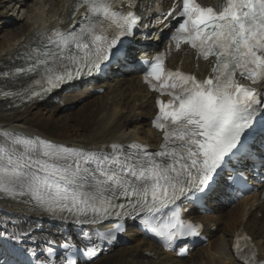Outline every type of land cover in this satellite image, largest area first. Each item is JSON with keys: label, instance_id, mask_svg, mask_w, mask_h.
<instances>
[{"label": "snow or ice", "instance_id": "obj_1", "mask_svg": "<svg viewBox=\"0 0 264 264\" xmlns=\"http://www.w3.org/2000/svg\"><path fill=\"white\" fill-rule=\"evenodd\" d=\"M75 8L85 9L81 19L73 14L61 20L66 28L37 31L35 46L21 57L26 66L0 72L31 77L16 91L5 90L8 82L0 81V95L11 98V106L99 72L140 21L137 0H79ZM173 15L175 47L190 45L213 66L207 78L198 79L167 70L163 53L145 61L144 81L167 97L156 101L152 121L162 133L157 151L137 142L112 143L108 151L83 149L0 132V192L20 198L30 213L81 229L75 238L46 237V255L28 264H81V253L88 257L85 264H95L97 241L115 240L125 230L120 221L127 220L139 221L172 250L178 240L200 236L199 225L182 219L185 202L200 199L218 181L240 178L234 165L251 158L248 141L257 124H264V0H219L215 7L182 0L167 14ZM110 223L114 227H105ZM27 235L0 231V264H10L2 258L10 242L16 247ZM250 241L237 235L236 256L243 264H264ZM27 252L37 257L35 248Z\"/></svg>", "mask_w": 264, "mask_h": 264}, {"label": "bare ground", "instance_id": "obj_2", "mask_svg": "<svg viewBox=\"0 0 264 264\" xmlns=\"http://www.w3.org/2000/svg\"><path fill=\"white\" fill-rule=\"evenodd\" d=\"M70 1L55 0L51 5L53 11L51 19L46 18L43 12H39L35 14L34 21L31 24H25L11 32L13 45L0 49V72L8 71L11 73L14 67L21 64L23 61L21 57L29 46H33L32 41L37 31L55 28L60 18L69 15L66 10ZM184 65L188 70H194L198 73L207 71L206 63L198 62L197 64L193 59L186 60ZM113 71L117 70L114 69ZM0 81H7V88L14 86V77H0ZM27 84V82H23V85ZM89 87L93 91H90L89 88L85 90L78 89L79 96L73 90L67 92V95L71 98L65 99L62 103L54 99L55 101L35 102L11 108L9 107L11 101L5 100L6 98L3 99L0 95V132L19 133L30 138L34 136L41 137L71 147L75 146L74 142L77 137L75 135L80 132V136H82V141L78 144L80 147L105 151L109 150L112 143L124 144L136 139L148 138L150 144H160L162 141L161 135L154 132L150 127V118L154 115V112H152L154 106L151 103L152 100L145 101L149 92L146 86L141 83L140 75H126L118 79L117 82L107 78L105 81L89 85ZM100 89L103 90L102 96L94 97L95 91ZM57 94L58 92L55 93V95ZM83 95L85 96L84 101L81 100ZM120 95L124 99H120L118 97ZM76 101L77 104H75ZM48 103L55 105L56 110L74 109L72 111L73 120L77 123V126L81 127L82 132L76 128L69 129L67 125L56 119H44L39 116L27 115V110L28 112L31 111L32 107ZM83 108L88 112L82 113ZM138 116H142L141 123L144 128L138 130L139 125L136 127L135 132L122 133V130L131 127ZM92 120H97V124L94 122V126H90ZM256 200V196L251 199H243L229 211L222 212L215 219V222L218 220L223 222L225 233L221 228H218L215 235L211 233L213 239L221 230L225 236L220 235L217 237L218 240L210 241L207 245L210 249L207 252H204L205 249L203 252L199 251L204 246L195 248L187 258L180 259L171 253L165 252L156 242L141 235H135L134 238L127 233L126 236H119L113 241H97L99 247L95 264H240L232 256L230 249L234 231L242 227L253 236L255 241V237L262 238L264 236V202L254 210L253 205ZM248 203H250L249 209L246 208ZM28 209L29 205L22 203L21 200H12L0 192V231H25L28 233L16 247L11 246L16 242H10L7 246L5 256L2 258L8 259L10 264H15L16 261L28 264V261H33L34 257L27 252L29 248L37 250V257L35 258L46 255L44 252L46 237L59 241L63 237L75 238L81 232L79 227L54 222L50 217L41 218L38 214L30 213ZM257 213H261L262 217L257 218ZM247 215H249L248 219ZM259 225L262 227L261 233L253 231ZM85 230H88V228L86 227ZM256 243L264 255V249L260 247L259 242L256 241ZM224 250H226L227 254L225 255L228 258L222 257ZM0 251L3 250L0 249ZM56 251L58 255H62L57 249ZM80 261L81 264H85L88 259L80 256Z\"/></svg>", "mask_w": 264, "mask_h": 264}, {"label": "rangeland", "instance_id": "obj_3", "mask_svg": "<svg viewBox=\"0 0 264 264\" xmlns=\"http://www.w3.org/2000/svg\"><path fill=\"white\" fill-rule=\"evenodd\" d=\"M54 2H55V0H0V49L1 48H7V47L13 45L14 42L11 41L12 40L11 32H13V30L16 28H20V26L22 27L25 24H31L34 21V16L36 13L43 12V14L46 18L51 19L52 14H53L51 5ZM76 95L79 96L80 94H78L76 92ZM101 96H102V94H99V93L94 94V97H96V98L101 97ZM118 97H120V99H124V98H122L121 95ZM69 98H71V96H68L66 93H60L58 95L59 103H62V102H64L65 99H69ZM84 98H85V96H83L81 99H84ZM73 110H69V109L56 110L55 105L48 103V104H40L39 106L32 107L31 111L28 112V110H27V115L28 116H33V115L39 116V117L44 118V119H46V118L47 119H56L57 121L62 122L64 125H67L68 126L67 128H69V129L76 128V129L80 130L81 127L77 126V123H75V121L73 120V117H72L73 116L72 115ZM75 111H76V109H75ZM81 112L86 113V112H88V110L83 108L81 110ZM137 114H139V113H137ZM141 120H142V116H138V118L135 120V122L131 124V127L122 130V133H124V132L125 133L135 132L137 130L136 127L139 125H140V128L138 130H142L144 128V126L141 123ZM94 122H96V124H97V120H92L90 126H94V124H95ZM73 132H75V131H73ZM77 133H78V135H75L77 137L75 138L76 141L74 142V145H75L74 147L82 148L78 145L79 143H81L80 141H82V136H80L81 135L80 132H77ZM147 139H143V140H147ZM229 210H230V208L226 209V212ZM224 227H225V225L223 223H221L219 225V228H221L222 230ZM261 228L262 227L259 225L253 231H257V232L261 233V230H262ZM222 230L218 232V234H217L218 236L216 235V237H214V239L211 240L212 242L215 239L218 240L217 237H219L220 235L225 236V234H223L225 232L223 230V233H222ZM131 234L133 235V237H135V235H136L134 232H131ZM255 239L257 240V242H259L260 247L264 249V236L262 238H256L255 237ZM207 245L208 244L203 245L204 246V247L202 246L203 249H200L199 251L203 252V250L205 249L204 252H207L210 249V247H207ZM225 254H227L226 250L223 251L222 257L228 258V256Z\"/></svg>", "mask_w": 264, "mask_h": 264}]
</instances>
